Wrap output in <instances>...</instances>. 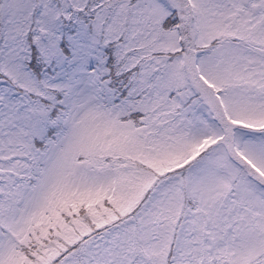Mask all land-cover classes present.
Masks as SVG:
<instances>
[{
    "label": "snow or ice",
    "instance_id": "6c2138e0",
    "mask_svg": "<svg viewBox=\"0 0 264 264\" xmlns=\"http://www.w3.org/2000/svg\"><path fill=\"white\" fill-rule=\"evenodd\" d=\"M0 264H264V0H0Z\"/></svg>",
    "mask_w": 264,
    "mask_h": 264
}]
</instances>
